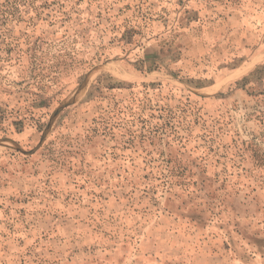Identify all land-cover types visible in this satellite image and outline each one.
Returning <instances> with one entry per match:
<instances>
[{
    "label": "rangeland",
    "instance_id": "rangeland-1",
    "mask_svg": "<svg viewBox=\"0 0 264 264\" xmlns=\"http://www.w3.org/2000/svg\"><path fill=\"white\" fill-rule=\"evenodd\" d=\"M0 264H264V0H0Z\"/></svg>",
    "mask_w": 264,
    "mask_h": 264
},
{
    "label": "trees",
    "instance_id": "trees-1",
    "mask_svg": "<svg viewBox=\"0 0 264 264\" xmlns=\"http://www.w3.org/2000/svg\"><path fill=\"white\" fill-rule=\"evenodd\" d=\"M17 0H14V3L16 2Z\"/></svg>",
    "mask_w": 264,
    "mask_h": 264
}]
</instances>
